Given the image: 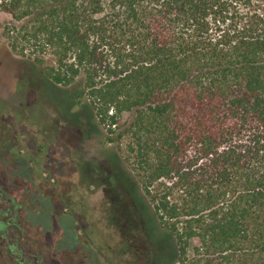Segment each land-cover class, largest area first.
<instances>
[{
  "label": "trees",
  "instance_id": "trees-1",
  "mask_svg": "<svg viewBox=\"0 0 264 264\" xmlns=\"http://www.w3.org/2000/svg\"><path fill=\"white\" fill-rule=\"evenodd\" d=\"M0 9L13 19L11 48L41 68L44 86L103 127L106 161L136 178L174 262L264 264V0H0ZM2 136L0 264H72L73 253L99 264L75 216L54 208Z\"/></svg>",
  "mask_w": 264,
  "mask_h": 264
},
{
  "label": "rangeland",
  "instance_id": "rangeland-1",
  "mask_svg": "<svg viewBox=\"0 0 264 264\" xmlns=\"http://www.w3.org/2000/svg\"><path fill=\"white\" fill-rule=\"evenodd\" d=\"M12 20L0 9L2 145L12 147L11 158L30 161L36 182L57 211L75 216L81 238L100 253L99 264H170L176 248L163 241L151 204L139 197L136 178L122 163L106 161L103 127L90 119L86 106L60 103L44 86L41 68L11 48L6 25ZM127 140L119 145L122 153ZM122 169L126 177L120 176ZM24 201L30 204L28 196ZM156 254L162 260L154 259ZM94 256L73 253L65 260L92 264Z\"/></svg>",
  "mask_w": 264,
  "mask_h": 264
},
{
  "label": "flooded vegetation",
  "instance_id": "flooded-vegetation-1",
  "mask_svg": "<svg viewBox=\"0 0 264 264\" xmlns=\"http://www.w3.org/2000/svg\"><path fill=\"white\" fill-rule=\"evenodd\" d=\"M98 253V252H97ZM98 257H99V261H100V253H98ZM154 258V257H153ZM154 259H157V258H154Z\"/></svg>",
  "mask_w": 264,
  "mask_h": 264
}]
</instances>
